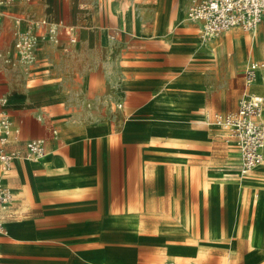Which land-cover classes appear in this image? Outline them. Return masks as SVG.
<instances>
[{"label":"crops","instance_id":"crops-1","mask_svg":"<svg viewBox=\"0 0 264 264\" xmlns=\"http://www.w3.org/2000/svg\"><path fill=\"white\" fill-rule=\"evenodd\" d=\"M44 2L67 4L70 22L84 28L83 50L76 64L58 57L48 67L39 65L33 92L25 79L18 86L17 78L8 77L7 94L16 95L0 112L5 111L18 134L7 149L23 151L25 142L41 140L44 155L15 161L4 176L16 198L12 210L17 216L0 234V264H101L107 255L134 264H236L247 241L237 232L241 217L255 225L264 219L256 217L251 204L242 208L238 197L229 214L224 184L210 201L204 189L208 183L196 167L211 146L212 116L237 108L217 112L221 86L249 65L243 64L247 60L234 63L222 40L243 31L232 29L203 41L199 24L185 18L190 0H131L128 27L118 14L125 2L109 0L102 9L100 0ZM107 3L112 4L108 11ZM167 6L179 19L164 32L160 17ZM18 10L6 11L20 19ZM102 11L109 14L106 22ZM74 29L76 41L65 38V53L77 42ZM107 39L121 41L113 46ZM45 41L37 59L50 51ZM248 45H243L246 55ZM263 83L264 71L247 90L263 97ZM86 85L95 86L93 100L102 101L93 112L78 101L92 91ZM243 91L244 81L237 103ZM159 95L170 103L165 117ZM155 126L183 135L153 132ZM204 133L207 138L201 137ZM250 176L264 175L256 169ZM242 190L251 193L241 189L238 196ZM221 228L232 230L225 239L228 245L233 242L228 258L204 248L213 243L212 235H225Z\"/></svg>","mask_w":264,"mask_h":264},{"label":"rangeland","instance_id":"rangeland-1","mask_svg":"<svg viewBox=\"0 0 264 264\" xmlns=\"http://www.w3.org/2000/svg\"><path fill=\"white\" fill-rule=\"evenodd\" d=\"M109 0H100V6ZM112 2H117L121 5V3L125 2V4L121 5L123 6L118 14L120 15L121 22L125 24L128 27L127 22H129L128 13L130 12V8L133 6L130 4L129 0H110ZM32 2H35V6H30ZM39 4V5H37ZM111 3H107L106 10L108 11L111 8ZM131 5V6H130ZM190 6V2L188 4L185 18L188 19V9ZM12 7L19 8L17 14H21L20 16V26L17 25L16 20L17 18L10 13H7L6 10L11 9ZM102 9V7H101ZM27 10L29 11V14L27 13ZM2 18L0 20V98H4L5 102L3 103V107H9V103L7 102V99L9 102H11L12 97L16 95V93L7 94L9 91V85L8 84V77H15L16 84L19 86L25 79V83L27 82V86L29 88L30 92L34 91V82H39V77L41 76L40 72L38 71V66L41 64H44V66L48 67L49 64H54V60H56L58 57H64L67 60H73V64H76L77 61H79L80 56L82 54L83 45H82V30H84L83 27L76 26V24L73 22H70V17L67 14V4L59 5H50L44 0H7V3L1 7ZM16 14V13H14ZM51 15V16H49ZM101 15L103 16L105 22H106V16L109 15L106 13V11H102ZM170 15V16H169ZM18 16V15H16ZM128 17V18H127ZM39 18L45 19L47 22L51 24H55L58 26V34L60 32V36L58 37L57 42H51L46 40L45 42H48L50 45V51H48L46 54L42 53L40 56L41 58L37 59L31 67L26 70L21 64L18 62V56L16 54V50L14 48V39L16 34L20 30H25L28 27V21L29 20H37ZM172 15L170 13V8L167 6L164 14L160 17V26L163 28L164 32H167V30H171L172 26H170V23L172 21ZM67 25L73 26L76 30V38L77 42L74 45V48H72L71 52L65 53L64 49L67 48L68 43L66 42V39L68 41V37L64 35V27ZM102 27V26H101ZM115 32L114 30L111 32ZM110 32L107 33L111 34ZM237 36H231L235 38H250V42L245 44L248 45L246 47L247 55L243 49L242 45H231L227 41V46L224 50L225 54H230L228 51L231 50L230 56H232V60L234 63H242L243 60H239V55L243 57L244 60H247L248 63L243 64H250L251 62H257L258 63H264V52H259L255 49L254 45L258 49H261L264 47V22H262L256 30L252 32H235ZM172 35V32L170 34H167L164 37V43L168 44L169 37ZM67 37V38H66ZM107 37V36H106ZM230 37V38H231ZM66 38V39H65ZM108 42H110L107 39ZM121 39H119L117 42L112 43L113 46H117L120 44ZM225 40H222L224 42ZM224 45V43H222ZM258 44V45H257ZM82 45V46H81ZM162 47L163 49H166V47ZM222 45V46H223ZM126 46V45H124ZM233 46V47H232ZM37 56V54H36ZM79 59V60H78ZM105 59V58H104ZM247 69V67H246ZM32 72V75H29V73ZM48 71H45L44 74L46 75ZM243 72L237 73L235 77L229 80L226 84H223L221 86L220 90V103H219V111L223 113L224 111L232 110L236 107L237 99L240 96L241 90L243 88ZM85 76V75H83ZM29 78V80H28ZM61 80H63L64 77H60ZM59 77H57V82ZM85 79V78H84ZM86 81V79H85ZM87 84V83H86ZM88 85L84 86L87 87ZM89 89L92 91L87 93L88 97L87 99L83 97H79L78 101L83 109H86L89 112H93L95 108H98L102 101L98 103L93 100V90L95 91V86L90 87ZM264 93V90H263ZM157 98H159L158 102V108L160 109V115L161 117H165V109L170 108V103H167V97L163 95H159ZM106 100H103L105 102ZM1 106V105H0ZM216 112V111H215ZM9 114L12 117L14 116V113L10 112ZM209 126H214L213 124V116L211 118ZM15 120V119H14ZM213 135H212V142L211 146L209 145L208 153L204 155V158L200 164L197 165L196 170L197 172H201L203 175L204 184L208 183V185L204 186V189L209 197V200L211 201L213 197L218 194L219 188L221 184H224L225 189V206L231 214L233 204H235V199L238 197V203L243 208L245 206H248L251 204L256 210L257 213L255 214L258 219H264V183H256L251 182L247 186H244L241 189L247 190L250 189L251 193L241 191L240 195L238 196V192L241 190L238 187L236 188L232 183L226 182L225 180H231L233 182H238L239 178L241 177L238 175V172L236 170L235 165L238 163L235 153V145L231 142L232 140L229 138L222 137V134L217 126L213 127ZM153 132H157L160 134H166L170 137H178L183 134H181L179 131H171L169 128H166L165 126H155L153 128ZM202 138H207L208 135L206 133L201 135ZM194 167V166H193ZM188 170H192V167H188ZM262 172L264 175V162L262 166L258 169ZM6 175V174H5ZM4 175V176H5ZM220 176V177H219ZM263 177V176H260ZM251 178H258V177H251ZM220 180V182H219ZM222 181V182H221ZM227 186V187H226ZM256 186V187H255ZM248 187V188H247ZM260 187V188H259ZM262 187V188H261ZM257 191V193H256ZM249 205V206H251ZM250 215V214H249ZM223 216V215H222ZM224 217L221 218L223 220ZM250 221V222H249ZM254 221L249 220V218H243L241 217L239 223L237 232H240V235L245 237L247 239L246 244H243L241 247V250L243 251L242 256L239 258V260L236 262V264H264V221L259 223V225L253 224ZM250 225V226H249ZM249 226V227H247ZM222 229V228H221ZM134 231V230H133ZM146 232H153V230H145ZM167 231V230H165ZM222 232L225 233V230L222 229ZM232 230L226 231L224 234H219L217 236H211L209 240L213 242L210 245L204 246L206 250L214 249L217 252L223 254L226 258L229 257L230 253L233 252V242L230 241V244L228 245L229 240H225L227 236L231 237ZM255 247V248H254ZM257 249H260L261 252H258ZM263 249V250H262ZM241 251V252H242ZM255 255H253V253ZM167 258L173 259V256L167 255ZM117 259V260H116ZM101 264H134L129 260H126L124 258H115L114 255H107L106 259Z\"/></svg>","mask_w":264,"mask_h":264},{"label":"built area","instance_id":"built-area-1","mask_svg":"<svg viewBox=\"0 0 264 264\" xmlns=\"http://www.w3.org/2000/svg\"><path fill=\"white\" fill-rule=\"evenodd\" d=\"M7 0H0L1 7ZM188 19L198 23L200 38L209 41L232 29L243 32H252L264 22V0H190ZM16 23L20 26V19ZM28 27L20 30L14 39V48L18 62L26 70L36 61L37 40L58 41V26L46 20H29ZM37 30H42L38 34ZM64 34L70 43H75L73 27H64ZM42 35V36H41ZM256 66L250 64L243 74L244 91L238 100L235 111L224 114H215L213 123L223 128L227 138L235 145L239 155L238 170L241 176L251 175L255 167L262 160L261 147L264 144V125L259 120L260 112L264 108V98L247 90L255 79ZM4 98H0L3 106ZM18 130L13 128L12 122L5 111L0 112V234L4 224L14 219L17 214L12 206L15 196L4 184V175L7 174L14 162L21 159L32 161L44 155V146L41 140H30L24 143L23 151H8L7 146L14 141Z\"/></svg>","mask_w":264,"mask_h":264},{"label":"bare ground","instance_id":"bare-ground-1","mask_svg":"<svg viewBox=\"0 0 264 264\" xmlns=\"http://www.w3.org/2000/svg\"><path fill=\"white\" fill-rule=\"evenodd\" d=\"M177 14V13H176ZM170 16V15H169ZM128 18V17H127ZM179 19V17H173L172 18V21H171V23H170V26H172V27H175L176 26V21ZM127 23H129V22H127ZM177 25H178V23H177ZM182 26V25H181ZM244 38V37H243ZM243 38H235V37H231V38H229L228 39V41H230L229 43L231 44V45H244V44H247V43H249L250 42V38L249 37H247V38H245V39H243ZM224 45H223V49H225L226 48V46H227V40H225L224 42ZM42 44V40L41 39H38L37 40V43H36V46L39 48L40 47V45ZM258 45V44H257ZM233 47V46H232ZM254 47H255V49L256 50H258L259 52H264V47H262L261 49H258L257 47H256V45H254ZM232 50V49H231ZM231 50H230V52H231ZM231 54V53H230ZM239 60L241 61V60H243L244 61V59H243V57L241 56V55H239ZM250 64H254L255 66H256V70H255V74H256V76H255V79L253 80V82L251 83V85H250V87H252L254 84H256L258 81H260L262 78H263V71H264V63H258V62H251ZM250 64L247 66V67H249L250 66ZM262 89L264 90V83H263V85H262ZM259 94V93H258ZM261 95V94H260ZM264 97V96H263ZM166 110V109H165ZM259 120L262 122V124L264 125V108L261 110V112H260V116H259ZM214 126H217L218 128H219V130H220V132H221V134H222V136H226V133H225V131L223 130V128L222 127H220V126H218V125H215V124H213ZM232 142V141H231ZM233 143V142H232ZM234 144V143H233ZM261 152H262V160L260 161V163L255 167V170L256 169H259L261 166H262V164H263V161H264V144L262 145V147H261ZM36 161V160H35ZM241 176V175H240ZM220 177V176H219ZM226 182H230V183H232L236 188L238 187L239 189H241V188H243L244 186H247L249 183H253V182H258V183H264V176L263 177H258V178H251V176L250 175H245V176H241L240 178H239V181L238 182H233V181H231V180H225ZM219 182H220V180H219ZM222 182V181H221ZM28 185V184H27ZM227 187V186H226ZM256 187V186H255ZM248 188V187H247ZM260 188V187H259ZM262 188V187H261ZM256 193H257V191H256ZM255 248V247H254Z\"/></svg>","mask_w":264,"mask_h":264}]
</instances>
